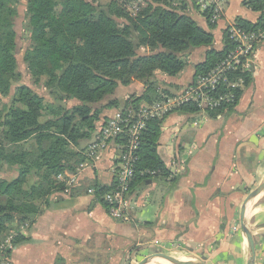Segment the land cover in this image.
<instances>
[{
    "label": "trees",
    "instance_id": "16d2710c",
    "mask_svg": "<svg viewBox=\"0 0 264 264\" xmlns=\"http://www.w3.org/2000/svg\"><path fill=\"white\" fill-rule=\"evenodd\" d=\"M119 1L0 0V171L17 172L9 181L0 178V261L12 252L5 241L12 237L14 247L25 242L31 225L52 207V196L65 191L58 176L75 173L85 160L80 142L90 140L102 120L99 103L119 86L135 82L145 92L132 97L127 108L158 102L170 95L162 94L158 72L176 77L187 67L191 52L206 48L196 76L206 74L233 47L226 31L224 49L214 50V36L186 13L185 5L170 7L174 0ZM139 1L144 4L139 12L130 11ZM248 5L264 12V0H249ZM19 6L25 7V49L17 28ZM263 19L236 25L254 30ZM236 77L243 78L244 88L253 80L251 72L230 74ZM221 92H232L237 100L207 110L210 118L233 112L243 89L224 87ZM117 105L112 101L108 107ZM180 111L200 112L195 106ZM163 122L151 119L143 131L131 192L149 180L173 175L157 154ZM153 171L156 176L149 174ZM92 188L98 197L110 190L97 184ZM25 225L29 228L23 232Z\"/></svg>",
    "mask_w": 264,
    "mask_h": 264
},
{
    "label": "crops",
    "instance_id": "0c3cea01",
    "mask_svg": "<svg viewBox=\"0 0 264 264\" xmlns=\"http://www.w3.org/2000/svg\"><path fill=\"white\" fill-rule=\"evenodd\" d=\"M248 1L224 0L216 24L203 0H184V5L214 36V50L222 51L228 27L239 20L257 24L264 17ZM207 51L191 52L187 67L176 77L158 72L162 94L176 96L189 86ZM252 77L231 113L210 118L203 111L178 109L160 118L164 122L157 154L173 175L149 180L131 193V223L111 217L103 200L88 194L92 185H114L121 151L115 142L95 169L80 175L79 187L52 196V207L11 252L10 264H249L241 215L264 182V43L256 50ZM144 92L140 82L119 86L97 105L102 111L99 123L129 109L127 102ZM112 101L118 105L108 107ZM88 143L81 141L80 148ZM249 209L246 223L255 264H264V190Z\"/></svg>",
    "mask_w": 264,
    "mask_h": 264
},
{
    "label": "built area",
    "instance_id": "2783aa9c",
    "mask_svg": "<svg viewBox=\"0 0 264 264\" xmlns=\"http://www.w3.org/2000/svg\"><path fill=\"white\" fill-rule=\"evenodd\" d=\"M100 2V0H97ZM224 0H203L204 9L211 14L210 21L216 24L224 13ZM205 2V3H204ZM119 3H123L122 0ZM144 5L142 1L134 3L130 11L137 13ZM233 45L228 56L213 70L198 75L194 81L176 96H163L158 102L142 105L139 108H129L117 112L114 116L98 124L89 143L82 149L85 160L78 166L75 173H64L58 180L65 184L62 194H69L72 189L79 187L80 175L85 171L96 168L101 156L110 149L112 143L118 142L121 151L118 157L119 167L116 170L115 183L109 191L100 194L92 188L88 190L90 196L100 198L107 205L111 217L123 223H131L130 213L131 184L135 178V171L140 161L139 149L143 131L151 119H160L183 107L195 106L200 111L217 110L226 104H234L237 100L232 92L222 93V88L243 89L242 77L230 78V74L253 71L254 56L257 48L264 43V19L254 30H246L231 25L226 30ZM156 176L157 172H149ZM28 225L22 227L26 232ZM12 237L8 238L4 246L13 251ZM0 264H10L9 258L1 260Z\"/></svg>",
    "mask_w": 264,
    "mask_h": 264
},
{
    "label": "rangeland",
    "instance_id": "374dc122",
    "mask_svg": "<svg viewBox=\"0 0 264 264\" xmlns=\"http://www.w3.org/2000/svg\"><path fill=\"white\" fill-rule=\"evenodd\" d=\"M172 6L175 7L177 10H179L181 6H184V3H182L181 0H174L171 3L170 7H172ZM19 9H20V17L18 19L17 28H18L19 35L21 38L20 47L25 49L26 45L28 43V42H26V33L24 32V28H25V7L19 6ZM19 62H20V69H21L24 77L27 78V70H26L25 65L22 62V55L21 54L19 55ZM25 82H27V79H25ZM16 175H17V172H14V171L11 172V171H7L6 169L0 171V178L7 180V181L13 179L14 177H16Z\"/></svg>",
    "mask_w": 264,
    "mask_h": 264
},
{
    "label": "water",
    "instance_id": "95a60500",
    "mask_svg": "<svg viewBox=\"0 0 264 264\" xmlns=\"http://www.w3.org/2000/svg\"><path fill=\"white\" fill-rule=\"evenodd\" d=\"M264 190V182L261 184V186L259 187V189L257 190V192L251 197V199L248 201V205L247 207H245L243 209L242 215H241V229L243 232V235L245 236L246 240L248 241V246H249V252H250V260H249V264H255L256 261V254H255V246L253 243V240L250 236L248 227H247V215L249 213V207L252 204V202L259 196L260 193H262V191ZM200 264H203L201 261H199ZM149 261H143L140 264H148ZM186 263V261H181L180 263L177 264H184Z\"/></svg>",
    "mask_w": 264,
    "mask_h": 264
}]
</instances>
